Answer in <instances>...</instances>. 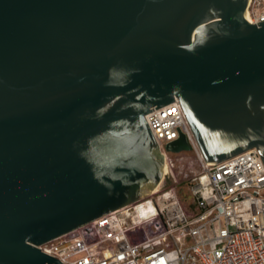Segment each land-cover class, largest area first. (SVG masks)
<instances>
[{
	"label": "water",
	"instance_id": "obj_1",
	"mask_svg": "<svg viewBox=\"0 0 264 264\" xmlns=\"http://www.w3.org/2000/svg\"><path fill=\"white\" fill-rule=\"evenodd\" d=\"M249 2L0 0V264H63L39 245L158 190L154 106L179 99L207 163L264 161Z\"/></svg>",
	"mask_w": 264,
	"mask_h": 264
},
{
	"label": "built area",
	"instance_id": "obj_2",
	"mask_svg": "<svg viewBox=\"0 0 264 264\" xmlns=\"http://www.w3.org/2000/svg\"><path fill=\"white\" fill-rule=\"evenodd\" d=\"M247 17L264 20V0H250ZM156 107L146 120L164 157L158 190L39 248L63 264H264L259 151L207 163L179 99ZM181 133L190 150L169 151ZM182 181L191 191L187 204L178 195Z\"/></svg>",
	"mask_w": 264,
	"mask_h": 264
},
{
	"label": "rangeland",
	"instance_id": "obj_3",
	"mask_svg": "<svg viewBox=\"0 0 264 264\" xmlns=\"http://www.w3.org/2000/svg\"><path fill=\"white\" fill-rule=\"evenodd\" d=\"M178 195L184 203L187 204V202L190 201L191 191H190L189 185L186 184L184 181H182L178 186Z\"/></svg>",
	"mask_w": 264,
	"mask_h": 264
}]
</instances>
